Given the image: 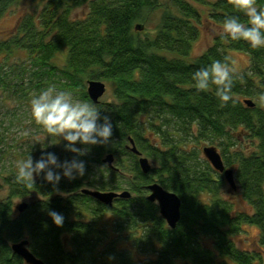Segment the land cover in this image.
<instances>
[{
    "label": "trees",
    "instance_id": "obj_1",
    "mask_svg": "<svg viewBox=\"0 0 264 264\" xmlns=\"http://www.w3.org/2000/svg\"><path fill=\"white\" fill-rule=\"evenodd\" d=\"M18 1L0 0V17ZM28 2L33 9L14 30L0 32V97L24 99L32 89L55 85L93 103L113 127L106 143L90 145L78 157L85 167L103 166L100 176L84 171L53 186L41 173L29 186L15 179L16 167L0 166V264H25L10 247L22 239L46 264H264V104L258 102L264 92V48L225 41L216 32L200 54L191 55L202 17L220 29L228 15L245 24L247 17L230 0ZM153 15L157 20L149 28ZM136 23L142 28H134ZM230 51L245 53L248 63L235 71L231 98L221 104L215 86L195 89L192 73L213 60L232 66ZM88 79L111 85L112 100L92 102ZM245 98L254 105L247 106ZM1 135L6 147L0 148V161L6 152L17 160L27 155L29 149L22 153ZM239 135L247 146L239 144ZM128 136L150 160L149 172L140 170L138 156L127 148ZM48 141L58 160L75 155L62 140ZM203 142L220 146L235 190L201 156ZM108 152L114 168L101 162ZM39 153L34 144L33 161ZM123 180L130 196L115 198L111 206L81 192L86 186L121 191ZM153 181L180 197L174 228L146 199V185ZM23 197L29 201L19 211L14 199ZM49 210L63 215L61 226L52 223ZM104 214L111 218L102 220ZM245 224L257 228L249 249L234 240Z\"/></svg>",
    "mask_w": 264,
    "mask_h": 264
},
{
    "label": "clouds",
    "instance_id": "obj_2",
    "mask_svg": "<svg viewBox=\"0 0 264 264\" xmlns=\"http://www.w3.org/2000/svg\"><path fill=\"white\" fill-rule=\"evenodd\" d=\"M231 6L247 17V24L237 16L228 15L223 19L218 35L225 41H244L252 49L264 48V3L257 0H230ZM235 68L227 62L213 60L210 64L197 68L192 73L195 89L208 91L214 87V94L221 102L231 98V89ZM258 102L264 104V92L258 94ZM32 119L40 125L46 134L39 143L55 139L63 141V147L74 153L70 159L58 160L53 152H41L33 161L29 148L27 155L15 162V179L22 184L34 185V177L43 174L45 182L55 186L61 177L69 180L82 176L85 163L78 159L87 153L88 146L104 144L112 135V123L107 115L101 116L100 110L89 101H81L67 91L59 90L55 85H48L34 94L29 101ZM43 143V146H41ZM80 145V146H77ZM47 215L55 226H61L63 215L49 210Z\"/></svg>",
    "mask_w": 264,
    "mask_h": 264
},
{
    "label": "rangeland",
    "instance_id": "obj_3",
    "mask_svg": "<svg viewBox=\"0 0 264 264\" xmlns=\"http://www.w3.org/2000/svg\"><path fill=\"white\" fill-rule=\"evenodd\" d=\"M32 6L33 4H29L28 0H19L8 12H6L0 17V32L6 35L12 32L18 19L26 12H30L33 9ZM78 14H81L80 10H78ZM156 20L157 15H153L149 22V28H151L155 24ZM199 30V35L197 39L193 42V46L191 49L192 56L200 54L210 44L211 39L213 38L215 33L220 31V28L214 27L213 25H211V23L207 22L204 17H202ZM228 55L232 59V66L235 68L236 71H242L246 69L248 60L247 55L245 53L230 51L228 52ZM25 80H27V78H25ZM26 83L27 82L25 81V84ZM104 83L105 91L102 96H100L99 100H112L111 85H109L105 81ZM57 89L61 90L60 88ZM39 91L32 89L27 94V97L18 100L10 96L6 97L5 95L3 97H0V134H2L1 136L5 138L6 143H12L14 141L15 144H18L20 147L17 148V150L22 153L31 148L34 144L38 145V148L40 149L39 154H41V152H48L54 150L52 143H50L47 138L43 141V143L46 145L44 149L40 148L39 143L33 144L35 140L42 141V138L46 135L42 127L36 124L35 121L32 119L29 111V101L31 97L34 94H38ZM71 94L74 98L81 100L78 95H76V93ZM238 140L240 145H248V142L244 141V139L240 135L238 136ZM43 143H41V146H43ZM1 144L0 148L6 147L5 142ZM204 145H209V143H200L199 152L202 157L203 155L201 152V148ZM216 146L218 151L220 152V146ZM34 148L35 147H33V149ZM59 150L60 149H57L56 147V151ZM104 154L105 153H103L102 156H104ZM1 159L2 160L0 161V166L2 167V169H8L11 165L15 167V162L17 161V158L15 157V155H13V153H4V156H2ZM104 166L106 165L104 164ZM101 168H103V166L94 164L93 162H89L88 166L85 167V172L89 174V177L100 176L99 169ZM86 187L90 188L89 186ZM122 187L123 189H127V182L125 180L122 181ZM227 187V183H225L224 195L226 196L228 195ZM3 192V187H1L0 181V194ZM28 201V197L14 199V202ZM107 216L108 214H104L102 216V220L105 218H111ZM256 236L257 228L253 225L245 224L242 226L241 231L234 235V240L240 248L249 249L253 247Z\"/></svg>",
    "mask_w": 264,
    "mask_h": 264
},
{
    "label": "water",
    "instance_id": "obj_4",
    "mask_svg": "<svg viewBox=\"0 0 264 264\" xmlns=\"http://www.w3.org/2000/svg\"><path fill=\"white\" fill-rule=\"evenodd\" d=\"M134 28L141 29L142 25L136 23ZM105 91V83L99 79H88L86 81V93L92 102H98L100 96ZM243 102L247 106H253L254 102L250 98L243 99ZM127 148L138 156V165L143 173L149 172L151 169L150 160L142 155L134 144L133 139L128 136ZM203 157L209 162L213 169L223 174L225 181L229 184L232 190L236 189L234 181V175L232 168L225 167L221 155L214 145H204L201 148ZM101 162L106 164L110 168H114V155L111 152L105 153L101 158ZM148 193L146 199L150 202H155L158 207L159 215L164 219L165 223L174 228L180 218V197L173 191L167 190L162 187L158 182L153 181L146 185ZM82 193L92 196L97 201L111 206L115 198H128L130 191L123 189L121 191L115 190H98L92 188H82ZM19 211H22L26 206V202H19L16 205ZM10 247L13 253L21 257L25 264H46L42 259L33 254L27 246V240L22 239L16 242L10 243Z\"/></svg>",
    "mask_w": 264,
    "mask_h": 264
}]
</instances>
